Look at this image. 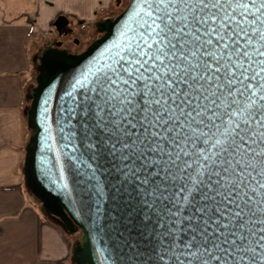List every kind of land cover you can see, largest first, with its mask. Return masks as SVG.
<instances>
[{"label":"snow or ice","instance_id":"obj_1","mask_svg":"<svg viewBox=\"0 0 264 264\" xmlns=\"http://www.w3.org/2000/svg\"><path fill=\"white\" fill-rule=\"evenodd\" d=\"M145 3L85 114L163 205L158 264H264V0Z\"/></svg>","mask_w":264,"mask_h":264},{"label":"water","instance_id":"obj_2","mask_svg":"<svg viewBox=\"0 0 264 264\" xmlns=\"http://www.w3.org/2000/svg\"><path fill=\"white\" fill-rule=\"evenodd\" d=\"M142 8L145 0H129L113 18L96 22L100 35L80 52L57 43L37 57L22 174L43 214L67 233L80 232L75 264H158L157 211L163 205L156 211L145 205L152 197H145L144 186L124 167L120 149L111 150L113 138L101 131L103 125L97 127L95 117L85 114L97 81L126 58L129 45L140 42L148 19L137 14ZM68 23L60 14L53 25L60 31ZM183 182H168L170 208L179 202Z\"/></svg>","mask_w":264,"mask_h":264},{"label":"crops","instance_id":"obj_3","mask_svg":"<svg viewBox=\"0 0 264 264\" xmlns=\"http://www.w3.org/2000/svg\"><path fill=\"white\" fill-rule=\"evenodd\" d=\"M110 3L0 0V264H75L74 233L48 219L24 184L29 136L24 111L34 83L38 38L51 39L52 21L60 14L87 27Z\"/></svg>","mask_w":264,"mask_h":264},{"label":"rangeland","instance_id":"obj_4","mask_svg":"<svg viewBox=\"0 0 264 264\" xmlns=\"http://www.w3.org/2000/svg\"><path fill=\"white\" fill-rule=\"evenodd\" d=\"M128 2H129V0H111L110 6L107 9L100 12L98 19L95 22H93L92 24H90V26H87V27H86V25H83L82 22H80L79 20L74 19L72 17H68V19L70 21L69 25H70L72 32H71V36H66L65 38L61 39L64 41L63 46H66L67 44H68V46H70L72 43V39L75 38L78 40V43H79V45L81 47V51H82L92 40H94L96 37H98L100 35V32H98L96 30L95 23L103 20L104 17L113 18L115 15H117L120 11H122L125 8V6L127 5ZM52 32H53V34H52ZM54 32H55L54 28L50 27L51 36H54V35L56 36V34ZM52 44L53 43H51V41L48 37H46V39H44V40H40V38H38L37 44H36V45H38V49L35 50V52H34L35 53V55H34V63L35 64L34 65H37V57L39 56L41 50H43L46 46L52 45ZM70 47H72V45ZM31 52L33 53L32 49H31ZM36 73H37V69H36L35 75H36ZM34 83H35V77H34ZM34 83H33V85H34ZM27 107H28V104L26 105V108L24 111L25 118H26ZM37 203L40 206L39 202H37ZM74 235L77 238V241L79 242L80 238H81L80 232L77 231L74 233Z\"/></svg>","mask_w":264,"mask_h":264},{"label":"flooded vegetation","instance_id":"obj_5","mask_svg":"<svg viewBox=\"0 0 264 264\" xmlns=\"http://www.w3.org/2000/svg\"><path fill=\"white\" fill-rule=\"evenodd\" d=\"M105 18H109V17H104V19ZM53 22L54 21H52V27L54 28V31H55L54 33L56 34V36L54 35L50 39L51 43H53L52 46H55L57 43H60L59 47L62 49H66V50L73 52V53L81 51V47L78 43V40L75 38L72 39V43H71L72 47H70L71 45L68 46V44L66 46H63L64 41L61 39L65 38L66 36H71L72 30H71L70 25H69L70 21H69L68 25L65 28H62L60 31H58L56 29V27L53 25ZM52 34H53V32H52Z\"/></svg>","mask_w":264,"mask_h":264},{"label":"trees","instance_id":"obj_6","mask_svg":"<svg viewBox=\"0 0 264 264\" xmlns=\"http://www.w3.org/2000/svg\"><path fill=\"white\" fill-rule=\"evenodd\" d=\"M32 196V195H31ZM33 197V196H32ZM34 198V197H33ZM53 220V222H55V219H52Z\"/></svg>","mask_w":264,"mask_h":264}]
</instances>
